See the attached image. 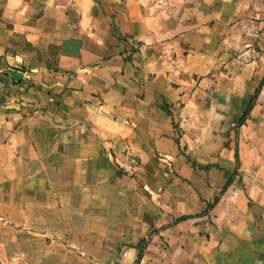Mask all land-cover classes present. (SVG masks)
<instances>
[{
    "label": "crops",
    "instance_id": "crops-1",
    "mask_svg": "<svg viewBox=\"0 0 264 264\" xmlns=\"http://www.w3.org/2000/svg\"><path fill=\"white\" fill-rule=\"evenodd\" d=\"M263 18L0 0V264H264Z\"/></svg>",
    "mask_w": 264,
    "mask_h": 264
},
{
    "label": "built area",
    "instance_id": "built-area-1",
    "mask_svg": "<svg viewBox=\"0 0 264 264\" xmlns=\"http://www.w3.org/2000/svg\"><path fill=\"white\" fill-rule=\"evenodd\" d=\"M260 34L264 35V18L260 21ZM126 254H127V251H123L121 253V256L125 257ZM115 264H123L122 259L120 258L118 261H116ZM130 264H139V262L137 260H134Z\"/></svg>",
    "mask_w": 264,
    "mask_h": 264
},
{
    "label": "trees",
    "instance_id": "trees-1",
    "mask_svg": "<svg viewBox=\"0 0 264 264\" xmlns=\"http://www.w3.org/2000/svg\"><path fill=\"white\" fill-rule=\"evenodd\" d=\"M243 120H244V118H242V120H241V122H240V123H242V122H243Z\"/></svg>",
    "mask_w": 264,
    "mask_h": 264
},
{
    "label": "rangeland",
    "instance_id": "rangeland-1",
    "mask_svg": "<svg viewBox=\"0 0 264 264\" xmlns=\"http://www.w3.org/2000/svg\"><path fill=\"white\" fill-rule=\"evenodd\" d=\"M2 220V218L0 217V221Z\"/></svg>",
    "mask_w": 264,
    "mask_h": 264
}]
</instances>
